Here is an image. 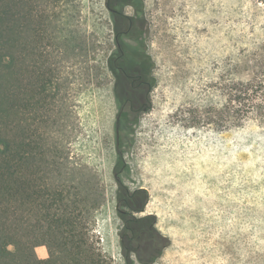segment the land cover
<instances>
[{
  "label": "rangeland",
  "instance_id": "obj_1",
  "mask_svg": "<svg viewBox=\"0 0 264 264\" xmlns=\"http://www.w3.org/2000/svg\"><path fill=\"white\" fill-rule=\"evenodd\" d=\"M70 4L74 17L62 16L60 38L66 48L80 47L63 63L68 113L56 138L70 160L92 170L102 193L91 224L102 255L126 264V212L151 217L159 236L169 240L166 248L157 246L152 264H264V126L198 123L201 111L224 101L219 88L231 78L232 66L263 42L264 4L144 0L155 86L149 108L127 127L121 151L115 78L107 66L116 50L112 17L106 0ZM125 13L132 16L134 9ZM84 41L92 42L91 52L81 51ZM139 190L145 195L135 194Z\"/></svg>",
  "mask_w": 264,
  "mask_h": 264
},
{
  "label": "trees",
  "instance_id": "obj_2",
  "mask_svg": "<svg viewBox=\"0 0 264 264\" xmlns=\"http://www.w3.org/2000/svg\"><path fill=\"white\" fill-rule=\"evenodd\" d=\"M70 3L0 0V264H112L92 235L93 214L102 198L99 186L92 183V170L70 160L62 139L56 138L68 113L63 63L80 47L66 48V39L60 38L62 16L74 17ZM83 43L81 51L93 50L92 42ZM114 57L115 52L107 66L115 78ZM231 69V78L219 88L221 106L201 111L198 123L230 129L251 122L264 126V40ZM239 73L245 77H236ZM116 86L115 79L117 104L130 109L133 88L120 96ZM151 219H126V264H134L131 254L139 264H152L168 246ZM142 221H150L149 229L138 225ZM151 244L160 249L147 257Z\"/></svg>",
  "mask_w": 264,
  "mask_h": 264
},
{
  "label": "flooded vegetation",
  "instance_id": "obj_3",
  "mask_svg": "<svg viewBox=\"0 0 264 264\" xmlns=\"http://www.w3.org/2000/svg\"><path fill=\"white\" fill-rule=\"evenodd\" d=\"M143 2L144 0H106V8L112 17L115 32L116 50L114 64L118 72V75L115 77L117 83L116 91L120 96H124L123 93L131 87L135 95V100L130 109L125 104H117L116 138L118 147L121 148L124 147L122 140L127 127L136 124L140 114L145 112L151 103L150 96L152 89L148 71L152 58L147 53V31L143 23ZM127 7L134 9L132 16H128L125 13ZM129 50H131L130 53L128 52ZM127 52L128 55H126ZM126 120L130 124H127ZM121 148H119V151H121ZM122 205L125 206L126 204L123 203ZM121 214L123 217L121 242L123 247L126 248V252L129 253L124 239L127 236L125 228H127L128 220L126 219L131 216L126 212H122ZM150 248L151 250L144 253L147 257H152L154 250L158 251V247L155 244H151Z\"/></svg>",
  "mask_w": 264,
  "mask_h": 264
},
{
  "label": "water",
  "instance_id": "obj_4",
  "mask_svg": "<svg viewBox=\"0 0 264 264\" xmlns=\"http://www.w3.org/2000/svg\"><path fill=\"white\" fill-rule=\"evenodd\" d=\"M116 180H117L118 183L121 182L120 179L117 176H116Z\"/></svg>",
  "mask_w": 264,
  "mask_h": 264
}]
</instances>
